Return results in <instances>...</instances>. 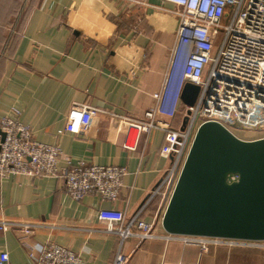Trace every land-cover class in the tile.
<instances>
[{
  "label": "crops",
  "instance_id": "0c3cea01",
  "mask_svg": "<svg viewBox=\"0 0 264 264\" xmlns=\"http://www.w3.org/2000/svg\"><path fill=\"white\" fill-rule=\"evenodd\" d=\"M123 0H0V118L12 110L33 139L57 145L64 159L125 169L115 201L90 195L72 200L63 182L22 175L0 178V221L45 227L23 236L0 230V251L10 264H33L28 254L46 242L79 254L86 264H110L119 250L126 264H264L261 246H197L169 240L160 226L162 202L154 197L140 219L156 237L121 239L99 220L102 211L131 217L145 202L170 159L159 155L164 135L140 134L123 149L127 126L118 116L141 118L161 88L177 20L159 9ZM82 106L97 111L83 115ZM106 112V113H105ZM178 119L173 125H178ZM58 131H63L58 135ZM115 229L116 226H113Z\"/></svg>",
  "mask_w": 264,
  "mask_h": 264
},
{
  "label": "built area",
  "instance_id": "2783aa9c",
  "mask_svg": "<svg viewBox=\"0 0 264 264\" xmlns=\"http://www.w3.org/2000/svg\"><path fill=\"white\" fill-rule=\"evenodd\" d=\"M123 1L135 6L146 5V0ZM162 1L172 8L159 9L175 17L177 26L161 88L152 95L153 106L141 118L107 112L111 117H119L127 126L123 149L134 151L140 134L158 130L164 135L159 155L170 159L155 188L131 217L126 219L125 214L118 211L100 213L99 220L107 226V231L122 240L156 237L153 222H145L140 216L156 196L162 202V214L194 133L202 122H218L234 135L235 131L254 134L253 140L264 138V0ZM185 83L199 87L196 102L190 108L180 101ZM81 109L86 117L97 111L88 106ZM177 114L181 118L174 126ZM186 115L187 123L180 130ZM57 133L60 135L63 131ZM61 159L57 145H45L33 139L30 127L19 121V112L12 110L0 118V178L15 175L56 178L63 182L65 193L77 202L90 195L108 201L119 197L124 168L86 165L70 159H64L65 166H59ZM44 227L37 223L0 221L1 231L19 229L23 236ZM165 237L197 246L200 252L209 246L264 247V241L168 234ZM36 249V255L28 254L33 264H86L79 254L51 242ZM126 261L117 250L110 264H126ZM0 264H10L6 251H0Z\"/></svg>",
  "mask_w": 264,
  "mask_h": 264
},
{
  "label": "water",
  "instance_id": "95a60500",
  "mask_svg": "<svg viewBox=\"0 0 264 264\" xmlns=\"http://www.w3.org/2000/svg\"><path fill=\"white\" fill-rule=\"evenodd\" d=\"M198 94L197 85L185 83L182 105L192 107ZM160 226L168 235L264 241V138L242 140L218 122H202Z\"/></svg>",
  "mask_w": 264,
  "mask_h": 264
},
{
  "label": "rangeland",
  "instance_id": "374dc122",
  "mask_svg": "<svg viewBox=\"0 0 264 264\" xmlns=\"http://www.w3.org/2000/svg\"><path fill=\"white\" fill-rule=\"evenodd\" d=\"M225 22L226 21H224L223 23H225ZM235 135L238 136L240 139H244V140H253V137H255L254 134L244 133V132H239V131H235ZM255 139H257V138H255ZM235 179H236V176H230L228 178V181H232V180H235Z\"/></svg>",
  "mask_w": 264,
  "mask_h": 264
},
{
  "label": "trees",
  "instance_id": "16d2710c",
  "mask_svg": "<svg viewBox=\"0 0 264 264\" xmlns=\"http://www.w3.org/2000/svg\"><path fill=\"white\" fill-rule=\"evenodd\" d=\"M175 118H177V119H178V122H179V121H180V118H181V116H180L179 114H177Z\"/></svg>",
  "mask_w": 264,
  "mask_h": 264
}]
</instances>
